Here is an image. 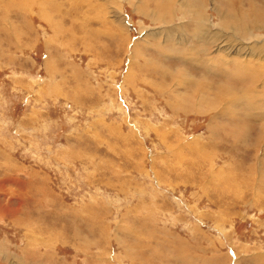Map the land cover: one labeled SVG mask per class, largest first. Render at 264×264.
Returning <instances> with one entry per match:
<instances>
[{
	"label": "rangeland",
	"instance_id": "obj_1",
	"mask_svg": "<svg viewBox=\"0 0 264 264\" xmlns=\"http://www.w3.org/2000/svg\"><path fill=\"white\" fill-rule=\"evenodd\" d=\"M0 264H264V0H0Z\"/></svg>",
	"mask_w": 264,
	"mask_h": 264
}]
</instances>
